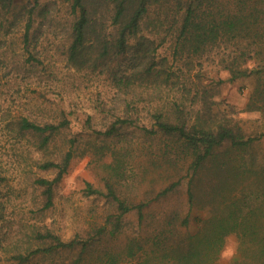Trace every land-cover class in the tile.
I'll list each match as a JSON object with an SVG mask.
<instances>
[{
    "label": "trees",
    "instance_id": "trees-1",
    "mask_svg": "<svg viewBox=\"0 0 264 264\" xmlns=\"http://www.w3.org/2000/svg\"><path fill=\"white\" fill-rule=\"evenodd\" d=\"M63 1L73 15L71 60L78 62L90 46L98 47L101 57L135 51L143 58L144 68L139 74L116 76L117 85L132 88L145 79L167 82L174 74L178 76L166 66L170 58L158 56L161 48L170 47L175 61L200 66L194 73L193 103L190 109L177 100L169 109L154 105L147 119L138 118L141 110L129 103L126 115L106 129L91 128L87 141L111 161L105 187L88 182L86 190L90 195L108 196L115 211L87 235L63 239L51 230L38 231L42 244L18 253L8 264H215L232 234L237 235L240 249L235 264H264V158L253 151L255 141L264 136V127L257 133L248 132L235 118L238 112L258 111L264 119V0ZM16 2L0 0V15L9 18ZM39 4L40 0L23 3V12L11 13L28 15L26 40ZM47 7L43 6L42 14ZM210 61L227 75H208L205 82L203 65ZM245 80L251 86L242 109L219 97L223 84ZM70 125L68 117L45 124L21 120L22 128L42 134L44 143ZM82 138L75 133L72 144ZM135 150L146 151L151 164L167 165L177 172L171 176H177L184 166L186 173L154 195L139 201L128 198L117 185H129L136 179L129 161ZM73 156L72 147L61 161L44 163L58 170L52 179H37L44 187L46 206L52 204L54 185L68 171ZM186 175L187 212L170 209L160 218L148 213L154 200L178 191ZM194 209L199 212L193 214ZM134 210L138 229L124 246L117 245L125 217Z\"/></svg>",
    "mask_w": 264,
    "mask_h": 264
},
{
    "label": "rangeland",
    "instance_id": "rangeland-1",
    "mask_svg": "<svg viewBox=\"0 0 264 264\" xmlns=\"http://www.w3.org/2000/svg\"><path fill=\"white\" fill-rule=\"evenodd\" d=\"M23 3L32 5L34 0H17L11 13L23 12ZM45 4L47 13L42 14ZM11 13L9 18L0 15V264H8L18 253L40 246L38 231L51 230L69 239L77 234L87 235L91 227L103 223L115 207L108 196L90 195L86 187L88 182L105 187L111 158L100 154L87 141L91 136L89 130L106 129L117 117L126 115L129 103L141 110L140 119H147V112L154 105L169 109L175 100L190 109L196 87L194 73L200 68L175 61L170 47H165L158 56L167 55L170 60L166 66L178 76L174 74L167 82H155L152 78L139 86L121 87L116 76L139 74L144 68L143 58L135 51L101 57L99 48L90 46L78 62L71 60L73 15L68 2L40 0L33 14L29 40L25 39L28 15ZM203 68L205 82L209 81L208 75H227L211 61L205 62ZM250 86V80L227 82L219 97L242 109ZM64 117L71 119V125L46 143L42 134L21 126L23 118L45 124L58 123ZM235 118L248 132L257 133L264 127L258 111L238 112ZM75 133L84 138L72 144ZM97 141L102 142L100 135ZM72 147L74 156L68 171L54 185L53 202L46 206L47 196L37 179H52L58 170L45 167L44 163L61 161ZM253 151L264 158V136L255 141ZM150 158L142 150L130 154L137 177L129 185H117L123 195L142 200L186 173L184 166L177 176H171L177 172L167 165L151 164ZM188 179L187 175L183 177L178 191L154 200L147 207L148 213L157 218L175 208L186 213ZM197 212L198 209L192 211ZM138 223L137 211L128 213L116 244L124 246L127 237L137 231ZM239 256L238 237L232 234L215 264H235ZM124 259L130 260L126 256Z\"/></svg>",
    "mask_w": 264,
    "mask_h": 264
},
{
    "label": "clouds",
    "instance_id": "clouds-1",
    "mask_svg": "<svg viewBox=\"0 0 264 264\" xmlns=\"http://www.w3.org/2000/svg\"><path fill=\"white\" fill-rule=\"evenodd\" d=\"M232 254H234V252Z\"/></svg>",
    "mask_w": 264,
    "mask_h": 264
}]
</instances>
